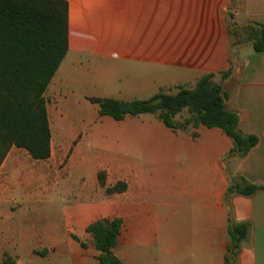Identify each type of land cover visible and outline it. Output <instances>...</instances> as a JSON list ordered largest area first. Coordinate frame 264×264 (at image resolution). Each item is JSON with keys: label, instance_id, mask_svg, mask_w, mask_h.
<instances>
[{"label": "crops", "instance_id": "obj_1", "mask_svg": "<svg viewBox=\"0 0 264 264\" xmlns=\"http://www.w3.org/2000/svg\"><path fill=\"white\" fill-rule=\"evenodd\" d=\"M65 1L69 50L46 91L47 111L52 139L67 144L62 138L71 137L73 144L83 136L77 155L85 142L95 151L88 158L93 183L86 193L80 186L86 178L75 182L74 158L67 168L71 190L57 197L61 233L54 254L18 256L13 264H100L87 229L115 219L121 228L113 253L122 264H226L231 224L250 225L236 264H264V52L256 53L253 41L238 45L243 54L233 65L229 48L230 30L264 25V0ZM207 75L222 84L240 133L259 139L247 156L229 157L233 140L220 129L175 132L163 125L122 130L120 164L107 165L111 146L101 138L110 131L91 128L96 114L79 105L89 98L131 102L195 89ZM70 118L80 126L62 133L60 122ZM131 118L137 117L124 121ZM101 173L107 178L97 193ZM239 178L260 190L229 194ZM118 183L127 190L107 195Z\"/></svg>", "mask_w": 264, "mask_h": 264}, {"label": "trees", "instance_id": "obj_2", "mask_svg": "<svg viewBox=\"0 0 264 264\" xmlns=\"http://www.w3.org/2000/svg\"><path fill=\"white\" fill-rule=\"evenodd\" d=\"M232 17V16H231ZM256 53L264 52V25L254 23L244 29ZM69 50V4L65 0H0V170L13 147L25 150L34 161H48L52 156V133L47 111L46 91ZM231 67L221 75L230 77ZM227 94L214 75L204 76L195 89L178 87L176 94L160 92L148 100L122 102L112 98H89L99 107V117L122 122L128 117L157 115L172 131H187L205 126L220 129L233 140L229 157L244 158L258 144L253 135L240 133L239 116L226 107ZM187 111L189 118L178 122ZM196 137V135H194ZM105 174L99 186L105 187ZM127 185L106 188L107 195L120 194ZM229 194L252 196L260 187L245 179L233 180ZM121 222L101 220L87 232L100 252V264H122L114 255ZM226 264H236L238 253L250 234V225L231 224Z\"/></svg>", "mask_w": 264, "mask_h": 264}, {"label": "rangeland", "instance_id": "obj_3", "mask_svg": "<svg viewBox=\"0 0 264 264\" xmlns=\"http://www.w3.org/2000/svg\"><path fill=\"white\" fill-rule=\"evenodd\" d=\"M232 25L234 24L231 20ZM248 42V33L242 30L239 33L230 34L229 48L233 50V65L237 64L243 54L238 51V45L242 46ZM218 81L220 82V79ZM78 107L83 110L87 107L85 111L89 115L96 114L91 128L110 131L101 138L111 146L106 153L107 165L110 168H117L120 164V132L122 130L146 131L163 128L156 114L114 122L100 118L98 106L91 104L90 101L87 106L79 105ZM189 117L188 112L185 111L180 115L179 122L182 123ZM80 124L81 121L70 118L60 122L59 129L64 133L67 129L78 128ZM83 138V136L73 138L75 139L73 144L70 141L71 137L62 138V141L67 140L68 143L61 144L54 135L52 156L48 161L42 162L34 161L23 149L13 147L10 150L0 171V264L2 262L13 264L18 256L27 260L32 256L46 257L51 253L54 254L55 242L60 239L61 233L57 225L59 207L57 197L71 190L72 182L67 174V168L74 158L75 182L79 180V177L84 176L86 182L80 186L86 187V193L93 183L88 158L94 155L95 151L92 152L88 142L83 143L78 155L75 151V147ZM104 174L106 180L107 173ZM99 185L97 193L103 188Z\"/></svg>", "mask_w": 264, "mask_h": 264}, {"label": "water", "instance_id": "obj_4", "mask_svg": "<svg viewBox=\"0 0 264 264\" xmlns=\"http://www.w3.org/2000/svg\"><path fill=\"white\" fill-rule=\"evenodd\" d=\"M253 42H250V44H252ZM235 68V70H236V67H234Z\"/></svg>", "mask_w": 264, "mask_h": 264}]
</instances>
